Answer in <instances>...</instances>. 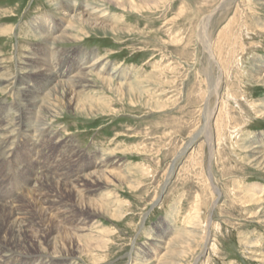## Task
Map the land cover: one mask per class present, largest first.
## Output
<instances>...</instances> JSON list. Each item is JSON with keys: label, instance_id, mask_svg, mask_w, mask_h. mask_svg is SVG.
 Here are the masks:
<instances>
[{"label": "rangeland", "instance_id": "obj_1", "mask_svg": "<svg viewBox=\"0 0 264 264\" xmlns=\"http://www.w3.org/2000/svg\"><path fill=\"white\" fill-rule=\"evenodd\" d=\"M71 1L77 2L76 7L79 11L83 3L87 1L92 7L103 9L102 11L109 17V22L104 18L103 24L115 23L120 32L93 31L83 27L79 31L73 32L76 37L78 36V42L61 43L58 46L59 50L67 53L66 55L69 53L78 55L83 51L96 52L99 54L98 57L103 58V62L109 67L108 71L115 73L116 77L112 80L114 83H123V80L126 81L132 77L133 83L141 85L138 92L143 94L140 97L141 100L131 99L126 95H117L96 81L91 84L84 96L100 102L104 106L103 113L86 116L79 115L70 109L68 112L60 113L52 118L54 120L50 118L51 123L48 129L53 133L52 141L54 139L52 144L54 153L48 165L50 169L55 165L58 172L63 173L64 169L71 167L72 160H75L77 162H73L75 165L72 166V171L73 175L78 176L95 171L101 159L109 155L112 156L114 164L108 168L104 167V170L113 171L126 179L127 175L132 173L136 183V185L131 181L128 183L126 179L118 182L115 178H110L112 182L108 183L107 190L102 188L101 194H111L112 192L111 195L115 196H113L114 201L117 200L115 204L122 205L119 213H115L114 218L112 217L114 213L111 210V214L99 216L94 220L95 228L100 227L102 229L100 230L110 238L108 250L104 253L106 258L95 262L90 258L79 257L74 261L78 264H135L134 257L139 254L140 258L151 261L152 264H155L156 261L161 263L164 251L161 252L157 248L156 240L158 238H173L175 233L176 235H185L191 226L194 227L193 224H200L198 226L204 228L211 220L212 238L210 237V239L212 240L210 243L213 246L209 247V251L204 252L199 264H264V257L255 262L244 246L247 240L253 241L259 244V251L261 250L264 254V224L257 218L248 216V213L257 209V206L247 207L242 204L239 197L235 196V191L241 192V188L244 189L253 183L258 182L264 186V171L257 170L255 166L246 162L243 158L245 154L238 147L242 144V141H238L243 140L244 137L247 139L243 140L247 142V146L264 147V119L256 115L254 107H252V101L264 103V89L254 86L250 80L255 75L257 77L264 75V68L258 67L259 59L264 65V8L260 4L264 0H249L250 2L235 0L230 4L232 7L228 5L226 10L220 9L217 12L215 10L221 5L222 0H152L148 5L137 0L134 4L136 8L134 6L130 8L128 2L124 0H121L125 2L124 8L117 7L115 3L108 4L101 0H0V65L3 69L1 74L5 79L4 84L0 86V107L4 105L3 107L6 109L20 105L25 114L31 112L29 106L24 102V94L18 90L15 76L20 72L28 74L24 68H29L37 58L50 59L51 57L47 56L46 44H43V39L38 36L42 31H31L30 26L36 18L44 22L42 25L47 30L49 18L54 19V22L61 26L63 17L58 7ZM244 2L247 5L243 4ZM210 16L206 33H204L202 21ZM4 30H8V32L2 35ZM201 32L206 38L214 40L212 41L215 45L216 56L218 54L220 56H217V60L220 62L222 59L221 67L226 68L225 71V68H222L224 93L220 101H223L217 107L216 117L218 119L215 117L221 130H218L219 133L216 130L219 142L212 147L215 148L214 150H210V143L206 142L208 137L204 135L193 147L181 154L188 141L206 128L204 109L207 102H209V110L216 105V97L210 92L209 79L206 75L211 73L212 69L208 63V55L203 51L201 43L198 42ZM221 32L223 33L221 34ZM221 38L224 40L221 41ZM246 39L249 41L247 42ZM237 41L239 42L237 43ZM220 47L223 55L219 53ZM79 59L76 58L78 63H80ZM18 68L22 70L19 71ZM88 69L90 68L87 67L84 71L88 72ZM254 69L259 74L254 73L252 76ZM90 73H94L95 77L98 75L96 71ZM103 75L98 76L106 77ZM242 76L245 77L242 78ZM32 77L28 78L31 86L37 83V79H32ZM142 79H146V81H140ZM230 87L233 88V91ZM233 107L235 108L233 109ZM8 116H10L7 118L8 120H5L6 131L2 134L11 138L7 139L8 142L5 143L0 141V144H3L0 145V165L8 162L11 166L12 154L17 151L23 152H20V161L24 165L20 167L22 171L11 167V178L2 189L3 194L8 195L9 201L14 203L18 201L21 194H27L29 189L36 184L35 181L30 180L28 173L26 175L24 167L30 168L31 161L32 164H35L41 158L38 149L23 151L19 148H31L27 141L34 138L33 141H40L41 144L42 136L38 133L34 134L33 131L31 134H13L16 120L20 116H17L13 109ZM25 130L27 129L25 128ZM18 134L22 137L20 138ZM3 138L1 136L0 140ZM44 139L47 140V138ZM17 144L18 148H16ZM49 147V143H47L44 148ZM235 148L237 149L235 150ZM68 157L70 158L69 164ZM193 163H195L194 166ZM34 168L36 172H39L36 173L39 177L42 169L40 166H34ZM210 169L212 180L208 179ZM107 182L109 181L107 180ZM165 186L166 189H164ZM213 186L221 191V197L215 206L218 195ZM198 193L201 194L198 195ZM83 194H81L82 198L86 197L85 199H96L100 195L94 193L90 197ZM201 196H206V200ZM262 199L264 204V194ZM86 202L87 200L84 201V203ZM198 204L202 207L200 208ZM203 204L208 208H204ZM117 206L114 205L113 209ZM41 208L48 211L47 205H42ZM198 216L199 218L195 219ZM203 216L205 217L203 218ZM189 222L192 224L190 225ZM56 224L63 225L61 229L71 233L69 225L64 228L66 224L72 225L71 222L57 220ZM168 228L171 229V232L165 235ZM203 249L204 245L201 241L198 246L191 249L185 258L186 264L192 262L194 264L193 260ZM46 256V259L43 257L44 263L42 264L60 262L50 255L46 254ZM51 260L52 262H50Z\"/></svg>", "mask_w": 264, "mask_h": 264}, {"label": "bare ground", "instance_id": "obj_2", "mask_svg": "<svg viewBox=\"0 0 264 264\" xmlns=\"http://www.w3.org/2000/svg\"><path fill=\"white\" fill-rule=\"evenodd\" d=\"M101 1L108 3V4L109 3L110 4L115 3L116 6L119 8H124L125 2H128V5H130L129 7L132 8L135 4V1H137V0H124L125 2H123L121 0H101ZM138 1L148 5L151 3L152 0H138ZM234 1L235 0H222L221 5L216 8L215 12H217V10H220V9L226 10V7L230 4H232ZM243 4H245V2ZM260 4L264 8V2H262ZM245 5H247V4H245ZM76 6H77V2L71 1L70 3L66 2L65 4H62L60 7H58V9L60 10L59 12L63 17V21L61 22L62 26L60 28L55 25L54 20L49 19L47 22L48 23V26H47L48 30H47V28H44V26L42 25V23H44V22L38 18H36V20L34 19L35 22L33 24H31V26H30V28H32L34 30H41L42 31L38 36L40 37V39H43V42H44L43 44H46L45 50H46V53H48L47 56L51 57L50 59H48L46 57L45 58H37L36 62H34L31 66L29 65L30 66L29 68H24L22 66L25 70H27L28 74H26V73L21 74L22 72H20L19 74H17L15 76V79L17 82V87L19 88V89L18 88L17 89L22 91L21 94H24V97H25L24 102L26 103V105L29 106V108L31 109V112L29 114H27V112H26V114H25L23 112L22 108L20 107V105H15L13 107H9L6 109H4V107H3L4 105L0 107V137L1 136L4 137L3 139L0 140L1 143L8 142L7 139L11 138V137H6V135L2 134V132L6 131L5 120L10 117L8 115L10 114L12 109H13V111L16 112L17 116L18 115L20 116L16 120V128L13 131V134L14 133H21V134L30 133L31 134V131H33L34 134L38 133L42 136L41 144H40V141L39 142L33 141L35 138L33 140L27 139L28 140L27 144L31 148H19V150H23V151L26 149H29L31 151L38 149L39 155H41V158L35 164H32L31 159L28 158L31 161L29 164L30 168L24 167V168H26L25 173H26V175L28 173L30 175V180L35 181L34 183H36V184L34 185L33 188L31 187L32 189L31 188L29 189L27 194L23 193L24 195L21 194V196L19 198L16 196L18 198V201L14 202V203H11L9 201L8 195L3 194L4 191L2 189L5 187V185H6L5 183H8L10 178H11V176H10L11 167H13L15 170L22 171V168H20L22 165L20 159H21V153H23V152L20 151L21 152L20 153L19 151H17L14 154H12L13 156H12V162H11L12 165L11 166L9 165L8 162H5L2 165H0V264H39V263L42 264V263H44L43 257L45 259L47 257L46 254L50 255L52 258L58 259V261H60V262H55L53 260L54 262H52V260H51L50 261V262H52L51 264H70V263L75 264L76 261H74V260L79 259V257L80 258L86 257V258H90L92 261L100 262V260L106 258L104 256V253L106 250H108L110 238H109V236H107L106 233H103L101 231L102 229L100 227L95 228L94 220L96 218H98L99 216H105V215L111 214V210L114 213L112 215V217L114 218L116 216L115 213L118 212L119 209H121V207H122V205L117 206V203L115 204V201H117V200L115 199V201H114L115 196L113 195L114 196L113 197L111 195L112 192H111V194H109V193L101 194L100 193V191L103 189L107 190V188L109 187L108 183L111 184V182H112V180H110V178H113V179L115 178L118 182L119 181L122 182L123 180L126 179L124 176H120L119 174L114 173L113 171H109L107 169L104 170V167L108 168L109 166L114 164V161L112 160V156L108 155L105 158L103 157L101 159V161L99 162V166L97 167V169L95 171L93 170L90 173L81 174L78 176L73 175V171H72V166L75 165V163H73V162H77L75 160L74 161L72 160L71 167L66 164L69 167L64 169L63 173H59L58 170L56 169L57 167L55 168V165L53 166L52 169H50V167L48 166L50 163V159H51V157H53V153H54V150L52 148V144L54 141V139L52 141V138H53L52 134L53 133L49 132L50 129H48V126L51 123L50 118L52 119V118L58 116L60 113L68 112V110H70V109L75 111L79 115H86V116H93V115H97L99 113H103L104 106L100 102L92 100L93 98L88 99L89 97L87 98L84 96L86 94V91L89 90V88L91 87V84L98 81L100 83V85H102V87L108 88L109 90L115 92L117 95L118 94L119 95L120 94L126 95L127 97H129L131 99L133 98V99L141 100L140 97L143 96V94L138 92V89L140 88L141 85H137L136 83H133L134 79H132V77H130L126 81L123 80V83H121V82L119 84L114 83L112 80L116 77L115 73L108 71L109 67H107V64L105 62H103L104 61L103 58L98 57L99 54H97L96 52L83 51L78 55H71L70 53H69L70 55L69 54L66 55L67 53H64L63 51L59 50L60 48L58 46H59V44L61 45V43L78 42V40H79L78 36L76 37L73 32L79 31L80 28H83V27H86L87 29H91L93 31H96V30L99 31L100 30L103 32H111V33L120 32V29L116 27L115 23L103 24V22H105L104 18L106 19V21L109 22V19H108L109 17H108V15H105V13L102 11L103 9L100 10L101 8L97 9V7H92L88 1L86 3H83L80 11L77 10ZM230 6L232 7V5H230ZM134 8H136V7L134 6ZM239 8H242V7H239ZM236 16H235V18H236ZM210 18H211V16L206 17L202 21V23L204 25V33H206L205 32L206 26H207ZM230 23H232V22L230 21ZM234 23H236V22H234ZM235 25H233V26H235ZM227 26H228V24H227ZM243 26L245 28V25H243ZM8 30H4L1 34L3 35L5 33H7ZM237 31H238V29H237ZM222 33L223 32H221V34ZM232 34H233V32H232ZM235 35H237V34H235ZM39 37H37V38H39ZM79 37H81V36H79ZM30 38H31V36H30ZM198 40H199L198 42L201 43L200 45H202L201 47L203 48V51H205L206 55H208L207 56L208 57V63L212 69V72L208 73L206 75L209 79L210 92H211V94H213L216 97V105H214V107L211 110H209V102H207L206 107L204 109L205 113H206V128L204 130H202L201 132H199L198 134L194 135L188 141L187 145L182 150L181 154L185 153L188 149L193 147L196 144V142L199 141V138H202V136L204 137V135H206L208 137V140L206 142L210 143V145H209L211 147L210 150H214L215 148H212V147L215 146V143L217 145L219 142V138L217 137L218 135L216 133V130L217 131L221 130L219 122H217L218 118L216 117V114L218 111V108H217L218 104L220 102H221L220 104H222V101H223V100L220 101V98L221 97L223 98V93H224V90L222 87V75H223V69L222 68L224 66L221 67V64H220L222 59L220 60V62L217 60L218 59L217 56H219V54L216 56V53H215L216 50H214L215 45H213L214 40L209 38V37L206 38L202 32L199 34ZM223 40L224 39L221 38V41H223ZM246 41H247V39H246ZM238 42L239 41H237V43ZM235 46H237V45H235ZM219 49H220L219 53L221 55H223L224 53L221 51L222 48L220 47ZM225 49L226 48L224 47V50ZM231 51H232V49H231ZM31 54L33 55V53H31ZM76 58H80L79 59L80 63H78V61H76ZM227 59H228V57H227ZM76 63H78L79 65H77ZM258 63H259L258 67L263 69L264 65L260 59H259ZM228 66H230V65H228ZM87 67L90 68V69H88L89 73L87 71H84V69ZM2 70L3 69L0 65V86H2L5 82L4 75L1 74ZM18 70L20 71L22 69L18 68ZM76 70H77V72H75ZM225 70H226V68L224 69V71ZM93 71L94 72L96 71L98 75L104 74V75H106V77L104 75H103L104 77H99L97 74L96 75L98 77L97 76L95 77V75H93L94 73L93 74L90 73ZM159 71H161V70H159ZM254 73H257L256 69L253 70L251 75L253 76ZM233 74H235V73H233ZM257 74H259V73H257ZM29 75L33 76L32 79H37V83L36 84L33 83L34 84L33 86L30 85V80L28 79V78H30ZM243 77H245V76H242V78ZM119 78H121V77H119ZM242 78H241V80H242ZM123 79H126V78H123ZM144 80L146 81V79H142L140 81H144ZM224 80H226V79L224 78ZM250 80L254 86H256V87L260 86V87H263V89H264V75H260L258 77L255 75V76L251 77ZM140 83H142V82H140ZM148 83H150V82H148ZM231 85H233V83H231ZM228 86H230V85H228ZM148 87H149V85H148ZM243 87H242V89H243ZM95 88H96V86H95ZM230 89H231V91H233L232 90L233 88L230 87ZM96 92H97V90H96ZM229 93H232V92H229ZM234 94H235V92H234ZM246 95H245V97H246ZM229 97H230V95H229ZM236 97H237V95H236ZM238 98H240V97H238ZM252 102H253L252 103L253 105L252 104L251 105H252V107H254V111L256 112V115H258L260 118L264 119V103L262 104V103H259L256 101H252ZM227 104H229V103H227ZM232 105H233V103H232ZM5 106H7V105H5ZM229 106H230V104H229ZM234 108L235 107H233V109ZM24 110H26V109H24ZM21 113H23V114H21ZM233 114H235V113H233ZM25 115H27V116H25ZM236 116H237V113H236ZM242 116H244V115H242ZM215 117L217 118L216 120H215ZM244 117H246V116H244ZM52 120H54V119H52ZM229 123H228V125H229ZM226 124H227V122H226ZM25 128L27 130H25ZM227 130H229V129H227ZM218 133H219V131H218ZM18 135H17V137H18ZM19 136H20V138L22 137L21 135H19ZM234 136H235V134H234ZM12 138H14V137L12 136ZM44 138H47L48 141ZM243 140H247V139H245V137H244ZM243 140L240 139L238 142L242 141V144L240 146H238V145L237 146L239 147V150L241 148L242 153L245 154V156L243 157L244 160L246 162H248L249 164L255 166V168L257 170L264 171V147L263 146L262 147H260V146H247V142H245ZM236 141H237V139H236ZM232 142H235V141H232ZM47 143H49L50 147L44 148ZM232 144L233 143H231V145ZM35 146H39V147L33 148ZM16 148H18V144L16 145ZM236 149L237 148H235V150ZM77 153L79 154V152H77ZM31 156H33V154ZM69 161H70V158L68 157V164H69ZM195 163H193L192 165L194 166ZM174 165H175V163H174ZM174 165H173V167H174ZM22 166H24V165H22ZM25 166H27V165L25 164ZM34 166H40V169H42L39 177L36 174L39 172L35 171ZM247 166H249V165H247ZM74 168H75V166H74ZM185 168L188 170L190 169L187 167H185ZM73 176H75V177H73ZM134 176H136V175H134ZM199 177L201 178V176H199ZM6 178H7V180L5 181ZM137 178H140V177H137ZM202 178H203V176H202ZM212 178H213V176H212V172L210 169L208 179L212 180ZM107 180L109 182H107ZM198 180H199V178H198ZM126 181L128 183L131 181L134 185H136V183L133 180V174L132 173H131V175H127ZM204 184H205V182H204ZM206 185H207V183H206ZM211 185H212V183H211ZM209 187H210V185H209ZM213 188H214L215 193L218 195V200H216L215 204H214V206H215L219 202V198L221 197V191L218 188H216L215 186H213ZM164 189H166V186L164 187ZM240 190H241V192L235 191V193H236L235 196L239 197V200L242 202V204H244L247 207L248 206H257L256 207L257 209L254 212L248 213V216L253 217V218H257L258 221H260L261 223L264 224V204L262 203L263 202L262 195L264 194V186L262 184L256 182V183H253V184L245 187L244 189L241 188ZM206 191H207V189H206ZM113 192H114V190H113ZM82 193L87 194L86 196H90V197L92 195H94V193H98V195L99 194L100 195H99V198H96V199H89V198L85 199L86 197L82 198L83 197L81 195ZM199 194H201V193H198V195ZM202 195H203V192H202ZM206 196H203L205 200H206V198H205ZM203 197L201 196L202 199H203ZM236 197H234V198H236ZM197 198L199 199V197H197ZM86 200H87V202L84 203V201H86ZM210 201H211V199H210ZM196 202L199 203V201H196ZM42 205L48 206L47 212L45 209H43L45 211L42 210V208H41ZM114 205H116L117 207L113 209ZM195 205H197V204H195ZM198 205L200 206V204H198ZM203 206H204V204H203ZM45 207H43V208H45ZM201 207H202V205L200 206V208ZM205 207H207V206H204V208ZM62 209H63V211H61ZM190 209H189V212H190ZM212 210H213V208H212ZM199 211L202 212V210H199ZM195 216H196V214H195ZM185 217H184V219L187 218V217L186 218ZM204 217L205 216H203V218ZM59 218H61V219L59 220ZM198 218H199V216L196 217L195 219H198ZM208 218L210 219V217H208ZM191 219H193V218H191ZM57 220L58 221H69V222H71L72 225L66 224L64 227V228H67V225H69L70 226L69 231H71V233H69L68 231H66L64 229H61V227L63 225H61V226L57 225L56 224ZM196 222H197V220H196ZM202 222H203V220H202ZM202 222H201V224H202ZM185 223H187L186 220H185ZM189 224H190V222H189ZM210 224H211V220H209L206 227H204V228L199 227L198 225H200V224H193L194 227L192 228V226H191V229L190 230L188 229V231L185 235H181V234L176 235V233H175V236L173 238H169V237L168 238H160V239L158 238L156 240L157 248L159 250H161V252L164 251V253H163L162 258L160 260L162 262L160 263L159 261H156L155 264H186L185 258L189 255L191 249L198 246V244L201 241H203V245H204L203 251L193 260L194 264H199L202 261L201 258L203 257L204 252L209 251V247L213 246L210 243V241L212 240V239H210V237H211V230H210L211 225ZM183 227H184V225H183ZM176 228H177V224H176ZM97 230H99V231H97ZM185 230H186V228H185ZM170 232H171V229L168 228V231L165 232L164 234L167 235V234H170ZM244 246H245V250L247 251V253L251 256L252 260H254L255 262L260 261V258L264 257V254L261 252V250L259 251V244L258 243H254L253 241L247 240V242L244 243ZM51 257H50V259H51ZM162 259H165V260L163 261ZM129 262H131V261H129ZM134 263L135 264H152L153 262L145 261L139 257V254H137L134 257ZM192 263H190V264H192ZM76 264H78V263H76Z\"/></svg>", "mask_w": 264, "mask_h": 264}]
</instances>
